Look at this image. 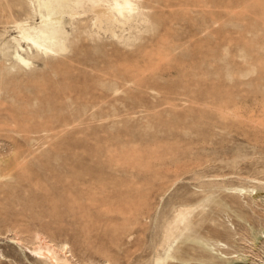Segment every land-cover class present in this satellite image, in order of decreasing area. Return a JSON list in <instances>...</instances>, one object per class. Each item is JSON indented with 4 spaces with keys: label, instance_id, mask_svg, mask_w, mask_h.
<instances>
[{
    "label": "rangeland",
    "instance_id": "374dc122",
    "mask_svg": "<svg viewBox=\"0 0 264 264\" xmlns=\"http://www.w3.org/2000/svg\"><path fill=\"white\" fill-rule=\"evenodd\" d=\"M11 1L0 264H50L48 243L74 264H262L264 0H140L116 34L68 22L58 55L20 41L40 18Z\"/></svg>",
    "mask_w": 264,
    "mask_h": 264
},
{
    "label": "bare ground",
    "instance_id": "6f19581e",
    "mask_svg": "<svg viewBox=\"0 0 264 264\" xmlns=\"http://www.w3.org/2000/svg\"><path fill=\"white\" fill-rule=\"evenodd\" d=\"M6 2L8 6L20 11L21 3L11 0ZM144 9L140 0H30L26 10L38 16L40 23L32 24L26 18L17 21V28L20 41L30 45L31 50L45 55H58L69 49L66 30L68 22L90 17L95 25H105L116 34L117 29L125 30L126 26L131 28L139 19L146 20ZM21 42L18 43L19 48L25 51ZM15 59L23 66L32 64L30 58L19 49L15 51ZM37 253L50 264H74L66 246L56 247L48 243L41 245ZM207 264L217 263L210 260Z\"/></svg>",
    "mask_w": 264,
    "mask_h": 264
}]
</instances>
